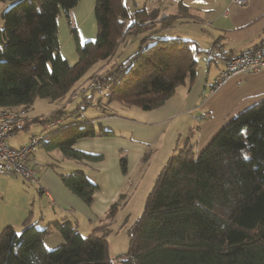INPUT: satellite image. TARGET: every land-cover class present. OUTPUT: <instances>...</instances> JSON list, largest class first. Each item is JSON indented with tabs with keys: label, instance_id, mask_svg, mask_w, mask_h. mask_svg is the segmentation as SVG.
<instances>
[{
	"label": "trees",
	"instance_id": "16d2710c",
	"mask_svg": "<svg viewBox=\"0 0 264 264\" xmlns=\"http://www.w3.org/2000/svg\"><path fill=\"white\" fill-rule=\"evenodd\" d=\"M4 1L11 5L0 15V108L21 109L23 114L36 98L63 99L94 64L111 61L128 36L167 28L175 20L174 16L157 19V8H142L127 23L131 13L123 0H95V38L80 43L71 15L80 0L0 3ZM60 14L74 38L77 59L73 64L60 55ZM155 32L143 38L127 60L119 64L115 60L94 75L90 94L82 101L107 87V102L151 111L177 87L191 85L196 55L202 50L179 37L152 38ZM263 43L264 39L239 54L250 53ZM219 48L214 44L208 51L224 60L236 56L227 51L220 54ZM215 60L207 58V64ZM78 109L82 107L35 117L10 133L39 123L47 127L40 134L44 150H58L77 162L101 161V154L92 155L74 145L82 138L115 134L102 127L95 130L91 120L80 119ZM65 118L69 121L62 122ZM192 145L187 140L177 147V154L161 168L142 214L128 230L129 249L124 256H109V229L96 234L104 225L83 236L74 221L65 219L40 228L31 222L30 213L19 231L8 226L0 232V264H264V100L228 120L198 153ZM126 165V158L120 159L122 173L127 172ZM56 173L69 192L85 205L92 204L99 186L84 171ZM116 209L113 203L106 217L113 218ZM52 232L59 233L63 243L49 250L43 240Z\"/></svg>",
	"mask_w": 264,
	"mask_h": 264
},
{
	"label": "crops",
	"instance_id": "0c3cea01",
	"mask_svg": "<svg viewBox=\"0 0 264 264\" xmlns=\"http://www.w3.org/2000/svg\"><path fill=\"white\" fill-rule=\"evenodd\" d=\"M130 1L133 5H136L134 6L136 10L140 8L148 10L157 8L159 10L157 19L167 16L175 17L174 22L169 27L164 29L158 27L157 32L151 35L152 38H160L157 35L163 34L162 31L168 29L170 35L184 33L186 38L196 43L202 51H208L212 45L216 44L220 46V54L227 51L235 55L259 44L264 39V0H246V5L242 7L237 6L233 0ZM137 1L139 4H137ZM94 4L95 0H80L71 11L80 43L86 41L81 37H89L95 25V20L92 23L90 17L94 13ZM125 5L131 11L126 2ZM62 21L65 20L60 14L57 22L62 23ZM59 27L60 25L57 24V30ZM148 35L150 34L146 36ZM68 37L67 34H64L66 42ZM149 42L150 40L146 44ZM59 43H61L60 39ZM215 53L212 54L211 51L205 53L206 62L204 65H200L198 62L192 84L177 87L175 92L160 107L148 113L149 115H147L145 120L149 126L155 125L159 128L158 135H161L171 125L186 124L180 129V131H183L187 127V138L183 141V144L189 140L193 144L192 148L196 153L209 143L228 120L264 100V70L248 75H238L215 93H210L209 89L212 80L217 75L224 61L219 56L216 58ZM60 55L62 57L66 56L63 53ZM211 57L214 60L216 59L213 62L215 63V68L212 74L210 73L212 62L207 64V58ZM76 59L77 56L74 62L66 60L73 64ZM82 94H85V92L83 91ZM29 111L23 114L22 119L14 125L13 129L35 118L34 116L27 118ZM104 115L108 116L112 115V113H105ZM197 117H201V119H197ZM65 121L67 122L69 119L62 120V122ZM44 128L46 129L47 127L44 126ZM18 131L24 130L20 129ZM14 133H10L8 137H11L10 135ZM32 136L35 135L31 134L30 137ZM86 139L78 140L74 148L81 151L80 142H84ZM122 140L126 146L129 144V140L123 138ZM130 149L132 150L130 147L127 150ZM176 149L177 147L174 150ZM121 150H125V148L117 150V153H120ZM56 151L58 150L46 151L38 144L36 150L29 156L27 161L29 166H34L36 176L48 194L38 187L30 185L17 175L0 177V232L8 226L19 231L22 223L31 213V222H37V226L40 228L45 227L47 224L62 222L67 219L68 221L76 222L78 231L83 225V231L87 233L95 228L98 217L105 215L109 202H104L106 204L103 212L98 214V216L94 212L96 210L94 207L96 198L102 192L100 187L99 191L95 193L90 206L85 205L64 187L56 171L61 174H69L77 170L69 172L68 168L67 172H60L54 161L59 164L61 162L60 158L63 156L59 151V153H55ZM135 153L139 158H143L145 154L144 150H135ZM101 161L104 162V159ZM80 164L86 165L89 171L96 172L98 170L95 168L97 163L90 165L89 161H80ZM84 172L90 181L97 183L89 176L87 170ZM114 193H117V191H114ZM62 243L63 240L57 232L50 233L43 240L44 247L49 250L60 246Z\"/></svg>",
	"mask_w": 264,
	"mask_h": 264
},
{
	"label": "rangeland",
	"instance_id": "374dc122",
	"mask_svg": "<svg viewBox=\"0 0 264 264\" xmlns=\"http://www.w3.org/2000/svg\"><path fill=\"white\" fill-rule=\"evenodd\" d=\"M123 2H126L129 8H131V15L127 19V23H130L132 20V12L136 10V7H134L136 5H133L130 0H123ZM137 4H139L138 1ZM10 5L11 3L8 1L1 2L0 15ZM90 17L92 23H94L93 13ZM86 18L91 22L88 17ZM57 24L60 25L58 28V36L61 42L60 54L63 53L66 55L63 56L64 58L70 62H74L77 56L73 43L74 38L72 36L70 37L65 21H62V23L57 22ZM79 24L81 25L80 22ZM2 27L3 22L0 18V29H2ZM157 29L158 28L153 29L151 32ZM168 31V29L163 30V34L157 36H160V38L179 37L182 40H189L184 33H181L180 35H170ZM79 32L81 33L80 30ZM151 32H142L137 35L128 36L118 45L111 61L94 64L78 80L71 91L63 99L59 101H50L47 99L36 98L33 102L32 109L29 111V115L27 114V118H31L32 116L45 117L58 109H62L69 113L76 110L77 106H80L82 107V109H78L81 114L80 119L86 121L91 120L95 130H99V128L103 126V129L112 130L115 133L116 136L110 138L87 137L84 142H80L82 148L81 151L91 153L92 155H103L104 162H89L90 165L92 163H97L95 168L98 170H96V172L89 171L86 165L80 164V162L71 159L62 157L60 158L61 162H59V164L54 161L60 172H67L68 168L69 172L72 170H87L89 176L97 182L96 184L102 189V192L97 196L94 204V207L96 208L94 212H96L97 216L103 212V208L106 204L104 202H109L106 212H108L109 207L113 203L117 204V209L112 215L113 218L111 216L106 217L107 214L105 213L103 217H98V222L96 224V227L104 225V227L98 228L96 234H101L105 228L109 229L110 233L107 232L108 235L106 237L109 246L108 252L109 256L114 259L124 256L128 251V230L142 214L146 198L151 192L152 186L154 185L160 169L165 163L167 157L176 155L178 149L183 146V141L187 138V127L185 130L180 131V129L186 124L179 126L171 125L167 130L165 129L161 135H158L159 128L155 125L149 126L145 121L150 111H144L137 107H130L120 102H107L106 97L104 96L107 87L95 90L91 99L92 101H82V99L90 94V84L94 81V75L109 68L115 60L118 64L127 60L138 50L142 39ZM64 34L69 36L67 42L64 38ZM95 35L96 25L93 26V30L90 32L89 37L81 38L86 41L93 40ZM202 52L203 53H198L196 55L200 65H204L206 62L205 51ZM214 68L215 63L212 62L210 70L211 74L213 73ZM82 91H84L85 94H82ZM99 101L100 104H98ZM88 102H91V104L88 105ZM105 113H112V115L105 116ZM65 119L67 120L68 118ZM44 131L46 130L43 125L35 123L31 125L28 131H18L11 134V137H8V135L7 139L5 138V143L11 148L24 146L28 144L31 134L39 136L40 133L43 134ZM122 138L129 140L127 146L122 142ZM129 147L132 148V150H127ZM175 147L179 148L174 150ZM121 148H125V150H121L120 153H117V150ZM135 150H144L145 154L143 158L140 157L141 160L139 156L136 155ZM55 153L59 152L56 151ZM122 158H126L127 160L126 173H122L120 167V159ZM114 191H117V193H114ZM104 218H106V220ZM79 230L80 233L82 232L83 236L90 232L84 233L83 225H81Z\"/></svg>",
	"mask_w": 264,
	"mask_h": 264
},
{
	"label": "built area",
	"instance_id": "2783aa9c",
	"mask_svg": "<svg viewBox=\"0 0 264 264\" xmlns=\"http://www.w3.org/2000/svg\"><path fill=\"white\" fill-rule=\"evenodd\" d=\"M233 2L240 7L246 5V0H233ZM262 70H264V43L250 53L238 54L224 60L217 75L212 80L209 92L215 93L238 75H248ZM94 83L95 81L90 84V87ZM22 116L23 111L21 109L0 108V176L17 175L30 185H34L48 194L47 190L41 186L34 166L27 165L30 154L40 143L42 136L31 137L27 145L19 148H11L5 143V138ZM197 119H201V117H197Z\"/></svg>",
	"mask_w": 264,
	"mask_h": 264
}]
</instances>
